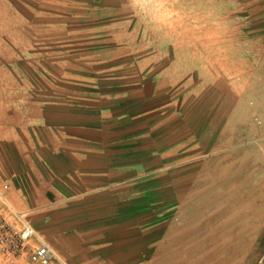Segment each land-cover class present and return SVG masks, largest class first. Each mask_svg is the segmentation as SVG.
Listing matches in <instances>:
<instances>
[{
  "label": "crops",
  "instance_id": "obj_1",
  "mask_svg": "<svg viewBox=\"0 0 264 264\" xmlns=\"http://www.w3.org/2000/svg\"><path fill=\"white\" fill-rule=\"evenodd\" d=\"M147 79L103 100L0 109V215L20 232L9 204L38 235L22 251L0 246L2 264H32L42 243L51 264H186L210 240L249 238L250 219L245 237L234 223L250 177L235 160V86L187 105L169 76Z\"/></svg>",
  "mask_w": 264,
  "mask_h": 264
},
{
  "label": "rangeland",
  "instance_id": "obj_2",
  "mask_svg": "<svg viewBox=\"0 0 264 264\" xmlns=\"http://www.w3.org/2000/svg\"><path fill=\"white\" fill-rule=\"evenodd\" d=\"M157 75L187 105L235 86V160L250 174L233 207L249 238L210 240L186 264H264V0H0V109L103 100Z\"/></svg>",
  "mask_w": 264,
  "mask_h": 264
},
{
  "label": "built area",
  "instance_id": "obj_3",
  "mask_svg": "<svg viewBox=\"0 0 264 264\" xmlns=\"http://www.w3.org/2000/svg\"><path fill=\"white\" fill-rule=\"evenodd\" d=\"M0 197L2 195L0 194ZM5 212L12 217L17 218L21 224L19 233H15L12 226L0 215V246L9 251H22L27 248L29 243L38 237L35 228L24 219L23 215L16 212L9 204H5ZM55 259V254L46 243H42L30 255V261L33 264H51Z\"/></svg>",
  "mask_w": 264,
  "mask_h": 264
}]
</instances>
